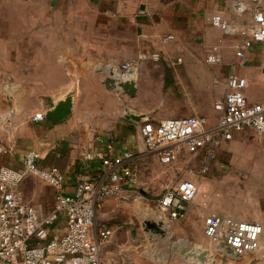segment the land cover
<instances>
[{"label":"crops","instance_id":"obj_1","mask_svg":"<svg viewBox=\"0 0 264 264\" xmlns=\"http://www.w3.org/2000/svg\"><path fill=\"white\" fill-rule=\"evenodd\" d=\"M248 2L19 0V28L0 30V37H19L11 43L19 46L21 69L34 70L35 80L29 81L33 71L21 74L19 104L0 111V123L10 121L9 133L18 141L14 147L7 145V154H0V166L21 170L26 152L35 150L41 157L38 166L57 168L64 176L65 191L71 193L79 181L104 175L99 159H84L87 152L103 148L96 141L99 136H113L114 154L133 151L139 168L146 158L154 157L140 144L139 129L146 118L157 122L199 116L214 124L218 117L214 104L223 100L229 74L244 77L247 101L264 106V42L240 60L232 48L238 35L225 34L210 23L216 14L232 26L244 23L249 14L238 6ZM168 36L172 38L164 40ZM217 46L219 62L209 63ZM152 54L159 59L152 60ZM124 64L130 65L129 70L123 71ZM107 78L133 82L135 96L108 89ZM45 81L58 86L49 96H44ZM33 84L29 91L27 85ZM76 85L73 100L78 104L74 103L68 118L32 121L60 101L64 86L69 91ZM130 115L144 119L136 122ZM177 163L187 168L194 163L196 171L186 172L181 180L195 183V198L176 219L162 214L157 206L158 216L142 209L144 216L163 223L158 227L164 235L128 223V203L155 202L139 188V173L140 200L109 198L97 210L96 224L114 230L101 248L102 264H219L222 260L264 264V136L250 129L235 132L231 140L220 144L206 174L199 171V159L172 165ZM219 176L232 181L230 187L216 190ZM22 190L31 204L44 211L52 209L56 190L49 184L30 175ZM211 212L260 224L258 250L237 258L211 243L204 234V217ZM201 255L204 262L198 259Z\"/></svg>","mask_w":264,"mask_h":264},{"label":"built area","instance_id":"obj_2","mask_svg":"<svg viewBox=\"0 0 264 264\" xmlns=\"http://www.w3.org/2000/svg\"><path fill=\"white\" fill-rule=\"evenodd\" d=\"M238 9L249 14L244 23L232 26L218 14L210 23L225 34L238 35L232 48L235 57L244 60L250 50L264 42V0L240 3ZM212 51L207 61L219 62L218 46ZM151 58L159 59L158 54ZM129 67L124 64L122 69L127 71ZM226 87L223 100L214 104L218 114L214 124L199 116L157 122L146 118L139 129L145 150L166 166L180 160L191 164L199 159V171L206 174L220 144L231 140L235 132L250 129L264 136V106L247 101V80L229 74ZM43 120L42 114L32 117L34 122ZM96 141L103 148L87 152L84 159H99L104 175L97 180L79 181L71 193L65 191L64 176L57 168L45 170L38 166L41 157L35 150L26 152L21 170L0 166V264H102L101 248L114 230L96 224L97 210L109 198L138 201L141 197L136 189L139 168L134 152L114 154L112 135L99 136ZM0 154H7L1 145ZM188 172L192 174L193 169ZM30 175L55 188L51 210L44 211L26 200L20 186ZM196 194L193 181L181 180L167 186L155 203L162 214L176 219ZM204 234L211 243L229 248L241 258L258 250L262 227L211 212L204 217Z\"/></svg>","mask_w":264,"mask_h":264},{"label":"rangeland","instance_id":"obj_3","mask_svg":"<svg viewBox=\"0 0 264 264\" xmlns=\"http://www.w3.org/2000/svg\"><path fill=\"white\" fill-rule=\"evenodd\" d=\"M19 12H20L19 0H10V3L9 0H0V30L5 31L9 28L18 29ZM10 39H11L10 36L4 34L0 37V111L5 109L6 108L5 106L7 105L10 107L11 110L15 109L14 106L19 104L20 96H21V89H20L21 74L25 75L26 73H30L33 71V77L30 78L29 81L35 80L34 70H30V69L26 70L25 68L21 69L20 59H19L20 58L19 46L18 44L11 43L12 41L18 42L19 37L14 36L12 40ZM48 72L51 73L49 69ZM34 87H35L34 84L27 85L29 91L32 90ZM57 87L58 86L49 83V81L48 82L45 81L43 86L44 96H46L47 94L48 96L51 95L52 94L51 92H54L57 89ZM66 88L64 86L63 94L58 96L61 98L60 101L64 100L68 95H71L73 98L78 86L77 85L74 86L73 90H69V91ZM10 98L13 99L12 102L9 103L4 102L5 99L10 100ZM74 103L75 105L76 103L78 104L77 100L75 101L73 100L72 113L74 111ZM19 121H21V119ZM15 122L17 121L15 120ZM9 125H10V121L5 123H0V143L1 146L3 145L7 151L9 150L7 148L14 147L18 143L17 138L12 136L13 134L9 133V128H8ZM1 138L5 139V142L4 141L1 142ZM7 145L10 147H8ZM179 163L172 166H166L160 164L156 157L151 156L146 158V160L139 165V188L143 191H146L147 195L150 198L156 200V198L161 195V193L167 186H171V185L174 186L179 181H181V179H183L182 176H184V174L188 172L190 168L193 169V173L194 171H196L195 170L196 167L193 165L194 163L189 168H187L186 164L184 165ZM183 165L185 166V168ZM238 182L241 183L242 185L244 181L242 180ZM230 183H232V181H225L223 180V177L219 176V178L216 180V190H221L225 187L226 188L230 187ZM20 188L22 190V184ZM142 204L143 203L139 204V203L131 202L128 203V206L125 207L126 208L125 212L129 215L128 223H131L132 221V223L139 228L146 227L143 223L145 220L150 222L153 221L155 222V220L150 219L147 216H144L143 214L145 213V211H142V209L145 210L148 208L154 213V215L158 216V213L155 210L156 208L155 202L153 203L147 202L144 205ZM137 208H139L141 211L137 210ZM135 213L136 214L138 213V216L140 217L139 218L136 217ZM131 218L133 219L131 220ZM219 264H248V263H245L241 260H236L235 263L226 262L222 260L221 263Z\"/></svg>","mask_w":264,"mask_h":264},{"label":"water","instance_id":"obj_4","mask_svg":"<svg viewBox=\"0 0 264 264\" xmlns=\"http://www.w3.org/2000/svg\"><path fill=\"white\" fill-rule=\"evenodd\" d=\"M104 84L108 89L118 88L120 91H122L125 95L129 97H134L136 94V86L131 81L114 80L111 78H107ZM72 110H73V98L71 95H68L64 100L57 102L56 105L50 110H48L43 116L44 119L46 120L59 122L68 118L72 114ZM128 118L136 122H139L142 119H144L142 116H134V115H130ZM143 223L146 226L145 228L143 227L145 230H153L160 235H164L163 231L160 230V228L158 227V225L161 226L163 224L161 221L150 222L145 220ZM224 249L229 254L233 255L232 250H230L229 248H224ZM198 259L203 262L205 261L204 255H201Z\"/></svg>","mask_w":264,"mask_h":264}]
</instances>
